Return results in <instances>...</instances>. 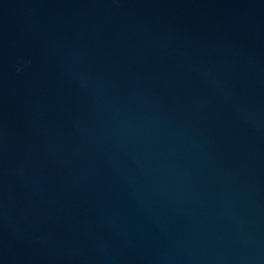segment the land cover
Here are the masks:
<instances>
[{"label": "water", "instance_id": "obj_1", "mask_svg": "<svg viewBox=\"0 0 264 264\" xmlns=\"http://www.w3.org/2000/svg\"><path fill=\"white\" fill-rule=\"evenodd\" d=\"M0 264H264V0H0Z\"/></svg>", "mask_w": 264, "mask_h": 264}]
</instances>
